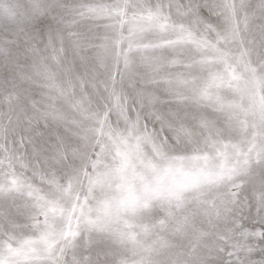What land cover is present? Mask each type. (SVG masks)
I'll return each instance as SVG.
<instances>
[{
  "label": "snow or ice",
  "instance_id": "snow-or-ice-1",
  "mask_svg": "<svg viewBox=\"0 0 264 264\" xmlns=\"http://www.w3.org/2000/svg\"><path fill=\"white\" fill-rule=\"evenodd\" d=\"M0 264H264V0H0Z\"/></svg>",
  "mask_w": 264,
  "mask_h": 264
}]
</instances>
